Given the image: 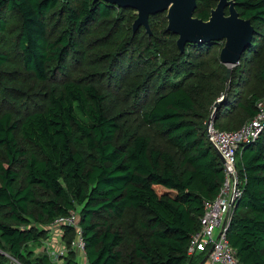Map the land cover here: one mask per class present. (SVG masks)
I'll return each mask as SVG.
<instances>
[{
	"label": "trees",
	"instance_id": "16d2710c",
	"mask_svg": "<svg viewBox=\"0 0 264 264\" xmlns=\"http://www.w3.org/2000/svg\"><path fill=\"white\" fill-rule=\"evenodd\" d=\"M228 1L254 36L214 107L226 86L218 43L187 44L180 53L166 28L164 37L142 27L124 35L119 20L133 21L135 11L103 1L0 0V107L30 94L39 103L21 118L16 107L0 111V264L4 253L21 264H55L29 246H40L45 229L70 212L87 264L202 262L204 253L197 263L188 255L189 240L224 178L205 122L212 116L219 130L236 131L264 100V59L258 72L250 69L264 52V0ZM215 7L196 0L193 15L208 21ZM163 14L149 16V26ZM11 18L15 58L6 49ZM112 20L105 68L95 63L72 78L70 66L86 61L77 39ZM12 58L30 85L6 79ZM235 167L242 193L226 238L239 264H264V131L239 148ZM62 231L69 245L74 230ZM64 264L80 263L70 251Z\"/></svg>",
	"mask_w": 264,
	"mask_h": 264
},
{
	"label": "built area",
	"instance_id": "2783aa9c",
	"mask_svg": "<svg viewBox=\"0 0 264 264\" xmlns=\"http://www.w3.org/2000/svg\"><path fill=\"white\" fill-rule=\"evenodd\" d=\"M205 128L210 145L222 160L224 178L214 200L205 202L203 205V213L199 218V230L191 235L187 253L191 256L204 253L207 258L204 264H239L226 238L230 221L242 193L241 182L235 167L236 153L242 145L254 142L264 131V101L256 103L255 115L236 131L219 130L215 127L212 116L205 122ZM77 222L75 212H70L68 217H60L52 222L49 228L57 229V232L52 234L50 230L51 236L48 238H52L48 246L56 250V245L62 242L63 231L61 230L71 228L77 234V240L72 243V246L85 253V245Z\"/></svg>",
	"mask_w": 264,
	"mask_h": 264
},
{
	"label": "water",
	"instance_id": "95a60500",
	"mask_svg": "<svg viewBox=\"0 0 264 264\" xmlns=\"http://www.w3.org/2000/svg\"><path fill=\"white\" fill-rule=\"evenodd\" d=\"M93 1H103L121 9L134 10L136 19L132 24L133 32L143 27L149 34V16L166 12V30L178 37L176 46L180 53L184 51L187 44H211L224 41L223 48L219 53V61L227 67L225 74L226 86L222 97L216 101L214 107H217L227 94L231 69L239 64L242 54L251 45L254 36V28L250 21L240 18L235 10L234 3L228 0L218 1L216 7L211 10L208 21H202L194 17L196 0ZM225 10H227V15ZM206 260L205 257L200 264H204Z\"/></svg>",
	"mask_w": 264,
	"mask_h": 264
},
{
	"label": "rangeland",
	"instance_id": "374dc122",
	"mask_svg": "<svg viewBox=\"0 0 264 264\" xmlns=\"http://www.w3.org/2000/svg\"><path fill=\"white\" fill-rule=\"evenodd\" d=\"M218 1L219 0H215L216 5H217ZM131 16H135V19H136V13L135 12H133ZM159 18L160 19H158L155 22V26H153V27L149 26V34L142 27L148 37H151V38H157L158 36L164 37L165 34L162 32V29L167 27L166 12H164L163 16L159 17ZM131 20L132 19H125V18H122L119 20V21L123 22L124 35L130 34V36H132L131 31H133L132 30V24H133L134 20L133 21H131ZM15 22H16V18L10 19V23L8 24V30H7L8 31V37L6 38V42H7L6 49L12 53L14 58H15L16 53H17V49L15 47V39H14L15 38V31H16ZM120 23L121 22H119V24ZM149 24L150 23L148 20V25ZM114 27H115V24L113 23V20H112V23L109 25H107V23H104V25L97 26L96 31L94 29V32H93L95 36H92L88 39H85L84 41H83V37L77 39L79 44L82 45L83 49L85 50L86 61L84 62L80 58V60L77 63V65H78L77 67H71L70 66L69 70H70L71 74L69 72H68V74L72 78L73 77H79L82 74H85L87 71H92L96 65L98 66V68H97L98 71L101 70L102 68H105L106 63H108V62H105L107 60L105 59L104 53L113 51V49H112L113 46H112V44L110 45V42L113 39V37H112L113 34H111V32L113 31ZM156 33H157V35H156ZM106 35H107L106 39L98 40L95 43L97 38H103ZM172 39H173L174 43L176 44L177 38L172 37ZM159 45L162 46V49H165L163 46V45H165L164 43H161ZM215 45L217 48L216 51L220 53V50L223 48L224 41L218 42V44H215ZM79 53H81V52H79ZM262 59H264V52H263L262 56L260 57V59H256V60L251 62L252 63L250 65L251 68L249 66L251 71H253V68H254L256 70V72H258V69L261 65ZM83 63H87V65H89V67H85L83 65ZM95 63H97V64L95 65ZM20 68L21 67L17 64L16 60L13 59L12 60V67L5 68V71L7 73L6 79L11 80L12 82H16L20 79L23 84L28 83L30 85L31 84L30 76L25 74L23 71H21ZM8 77H10V78H8ZM230 80H231V77H230ZM7 81L8 80H6V82ZM10 83L11 82L8 81V85H10ZM36 97L37 96H33L30 94L29 98H26L25 100L21 101L20 103L17 102L16 104L13 105L14 107L13 106L11 107L10 105L1 106L0 111L1 112L5 111V108L8 110H10V109L13 110L12 108L15 109V107H16L17 109H15V111H16L15 113H16L18 118H21L25 112L34 111V110L38 109L37 104H39V103L37 102L38 99H36ZM261 101H264V100H261ZM45 230L48 231V233H50L51 229L49 227H47ZM72 230H74V229H72ZM51 231H52V234H54L55 232H57V229H53ZM47 238H45L41 241L40 246H38V247L29 246V249L33 250L35 255H39V254L46 255L55 264H64L65 258L68 257V252L71 251L73 253V256L76 258V260L80 264H87L86 259H85V253H83L82 251L80 252V250L78 251V249H76L75 247L72 246V243L77 240V234L75 233V230H74V234H72V236H71L70 244L69 245L64 244V241L61 240L62 242H59L58 245H56V250H55V248H51L50 246H48V245H50L48 242L51 238H48V239ZM62 253H63V255H62ZM3 255L6 258V264H21L18 261L14 260L12 257H10L8 253H4ZM56 255H58V256H56ZM197 256H199V255L196 254L195 259H194L195 260L194 263H197L198 260H200V258L202 260L204 258L203 256H205V254H201L200 258H198V259H197Z\"/></svg>",
	"mask_w": 264,
	"mask_h": 264
},
{
	"label": "crops",
	"instance_id": "0c3cea01",
	"mask_svg": "<svg viewBox=\"0 0 264 264\" xmlns=\"http://www.w3.org/2000/svg\"><path fill=\"white\" fill-rule=\"evenodd\" d=\"M48 236L50 237L51 236V233H48ZM52 238V237H51Z\"/></svg>",
	"mask_w": 264,
	"mask_h": 264
}]
</instances>
